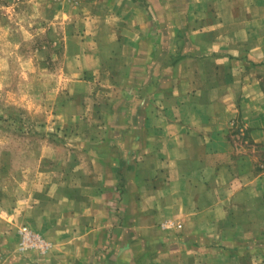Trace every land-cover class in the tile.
<instances>
[{
  "label": "crops",
  "instance_id": "1",
  "mask_svg": "<svg viewBox=\"0 0 264 264\" xmlns=\"http://www.w3.org/2000/svg\"><path fill=\"white\" fill-rule=\"evenodd\" d=\"M42 5L88 145L0 185V264H264V0Z\"/></svg>",
  "mask_w": 264,
  "mask_h": 264
},
{
  "label": "rangeland",
  "instance_id": "2",
  "mask_svg": "<svg viewBox=\"0 0 264 264\" xmlns=\"http://www.w3.org/2000/svg\"><path fill=\"white\" fill-rule=\"evenodd\" d=\"M50 20L42 0H0V185L5 194L15 191L17 182L25 190L32 180H43L42 169L88 145L79 138L88 126L58 125L76 113L89 117L92 96L88 78L63 74L65 40L61 28L52 24L56 18ZM81 80L87 83L79 90V100L69 88L72 81ZM95 81L92 88L106 86L104 80ZM75 133L79 137L74 138ZM255 151L258 167L264 170V148ZM256 249L264 256V243Z\"/></svg>",
  "mask_w": 264,
  "mask_h": 264
},
{
  "label": "built area",
  "instance_id": "3",
  "mask_svg": "<svg viewBox=\"0 0 264 264\" xmlns=\"http://www.w3.org/2000/svg\"><path fill=\"white\" fill-rule=\"evenodd\" d=\"M21 234V250L40 247V241L29 231L27 227H22Z\"/></svg>",
  "mask_w": 264,
  "mask_h": 264
}]
</instances>
